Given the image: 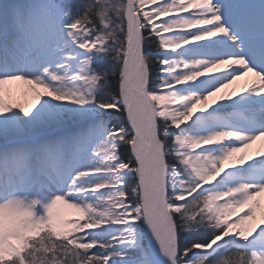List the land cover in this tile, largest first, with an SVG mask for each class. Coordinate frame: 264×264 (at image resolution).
Returning <instances> with one entry per match:
<instances>
[{
	"label": "snow or ice",
	"instance_id": "obj_1",
	"mask_svg": "<svg viewBox=\"0 0 264 264\" xmlns=\"http://www.w3.org/2000/svg\"><path fill=\"white\" fill-rule=\"evenodd\" d=\"M0 264H264V0H0Z\"/></svg>",
	"mask_w": 264,
	"mask_h": 264
},
{
	"label": "bare ground",
	"instance_id": "obj_2",
	"mask_svg": "<svg viewBox=\"0 0 264 264\" xmlns=\"http://www.w3.org/2000/svg\"><path fill=\"white\" fill-rule=\"evenodd\" d=\"M240 83H243V82H240ZM21 87H24V86H21ZM20 97H21V100L20 99L19 100L21 102L22 101L25 102V98L23 96H20ZM257 147H259V145L254 146L253 149L250 151L254 153ZM61 211H62V214L65 215L67 218H74L77 215L76 213H74L73 210H70V209H61Z\"/></svg>",
	"mask_w": 264,
	"mask_h": 264
},
{
	"label": "rangeland",
	"instance_id": "obj_3",
	"mask_svg": "<svg viewBox=\"0 0 264 264\" xmlns=\"http://www.w3.org/2000/svg\"><path fill=\"white\" fill-rule=\"evenodd\" d=\"M18 99H20V100H21V97L19 96V97H18ZM22 102H23V101H22Z\"/></svg>",
	"mask_w": 264,
	"mask_h": 264
}]
</instances>
